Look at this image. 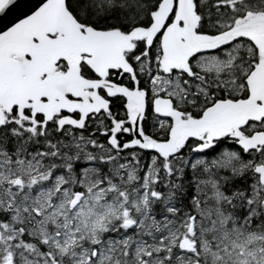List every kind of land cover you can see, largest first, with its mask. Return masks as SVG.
<instances>
[{"label": "snow or ice", "instance_id": "1", "mask_svg": "<svg viewBox=\"0 0 264 264\" xmlns=\"http://www.w3.org/2000/svg\"><path fill=\"white\" fill-rule=\"evenodd\" d=\"M0 264H264V0H0Z\"/></svg>", "mask_w": 264, "mask_h": 264}]
</instances>
